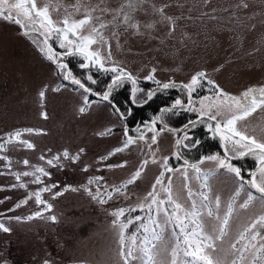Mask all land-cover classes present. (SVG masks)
<instances>
[{"label": "rangeland", "instance_id": "rangeland-1", "mask_svg": "<svg viewBox=\"0 0 264 264\" xmlns=\"http://www.w3.org/2000/svg\"><path fill=\"white\" fill-rule=\"evenodd\" d=\"M131 2L38 0L37 5H51L49 14L57 22V27L62 26L59 22L65 17L79 20L86 13L91 14L92 20L83 34L93 26L99 28L101 23L105 24L106 27L99 30L106 43L97 42L90 50L100 53L104 69L116 67L130 74L136 81L137 92L144 90L145 83L151 88L166 83L187 84L193 75L204 72L205 78L192 93L194 103L190 106L199 108V101L214 96L216 87L227 94L240 96L248 88L264 86V0H138V6L130 8ZM126 14L130 19H125ZM35 26L49 43L47 55L49 47L55 54L54 64L44 57L38 39L23 36L14 24L0 18V145L4 146L0 150V223L10 229L9 232L0 231V264H45V261L48 264H123L119 255L118 228L114 227L115 217L110 213L147 203L145 197L164 171L165 157L173 171H165L163 184L167 186L171 177L173 200L190 210L192 200L200 205V193L208 195L209 199L204 203L208 204L213 215L208 216L207 209H200V221L207 235H219L220 220L217 217L222 219L232 203L226 234L214 240L215 251L208 250L213 259L231 264L238 256L231 245L237 243L240 232L252 220L264 215V200L246 183L249 178L245 174L250 172L241 173V180L235 173L219 168L215 161L200 163L204 157L212 155L224 159L219 153L203 155L195 163H190L182 154L191 150L189 141L193 134L190 132L173 134L160 131L154 125L159 135L153 144V133L148 130L153 119L138 125L139 128L129 129L112 100L119 92H129L130 82L122 80L114 86L108 100L94 99L84 90L65 83V68L58 67L63 61L68 62L71 77L85 86L100 88L99 96L119 73L102 70L90 62L89 67L82 68L81 64L86 63L84 57L79 53L68 54L72 46L60 47V38L55 33L48 35L39 23ZM70 38L75 40V37ZM150 74L153 79H146ZM209 79L216 87L207 83ZM41 91L45 93L43 100L39 95ZM148 92L146 90V94ZM180 100L183 104L187 102L186 93ZM81 107L86 108L83 113ZM188 112L192 115L191 120L200 117L197 112ZM208 125L205 121L204 126L210 132ZM237 128L264 142V107L239 121ZM25 129L33 131L29 133ZM125 129L135 142L123 151L115 152L116 148H123L127 139ZM137 129L143 133L144 139H138ZM16 131L22 132L20 140L28 141L33 147L28 148L18 141L5 143L9 134ZM185 134L190 139L177 146V139ZM210 137L213 139L211 134ZM221 143L224 150L228 149L229 157H240L231 151L232 145ZM65 151L68 158L63 155ZM238 151L246 149L238 148ZM174 153H178L179 158ZM104 157L107 158L102 159ZM249 158L255 166L256 156L253 154ZM49 160L53 163L48 164ZM145 160L148 163L137 180L121 188L120 192H114L113 189L124 185ZM185 160L189 164H198L200 173L186 167ZM230 163L237 168L234 162ZM36 168H43L49 175L37 173ZM24 172L33 175H20L19 180L13 175ZM254 172L258 174V169ZM37 176L39 183L34 182ZM94 177L102 179L89 185L88 180ZM19 184L25 187L21 188ZM51 185L56 187L41 193V198L52 205L51 211H45L42 204L37 205L34 196L28 197L30 193ZM82 186H87L93 194L99 188L107 202L101 204L93 200ZM65 188L69 190L65 191ZM105 188L112 192L111 199L104 194ZM189 190L194 193L191 199ZM61 191L62 195L52 198L55 192ZM157 191L159 198L166 200L160 185H157ZM249 192L253 200L247 207H241L248 200ZM217 197L220 199L219 208L215 204ZM25 199L27 203L15 207ZM165 206L172 211L171 206ZM36 212L42 215L27 219ZM148 214L145 207L142 211L137 209L126 213L121 220L137 215L146 219ZM151 214L156 216L155 207ZM50 216H55L56 221L48 219ZM158 219L163 223L162 214ZM138 223L129 225L125 230L126 237L137 231ZM260 231L264 233V229ZM178 234L179 229L169 224L163 229L162 239L154 242L159 264H171ZM140 235L142 233H137L138 237ZM243 243L246 241L237 247ZM181 259L188 258L179 253L177 261ZM133 264L141 262L137 260Z\"/></svg>", "mask_w": 264, "mask_h": 264}, {"label": "snow or ice", "instance_id": "snow-or-ice-1", "mask_svg": "<svg viewBox=\"0 0 264 264\" xmlns=\"http://www.w3.org/2000/svg\"><path fill=\"white\" fill-rule=\"evenodd\" d=\"M59 2V0H58ZM50 4H45L42 7H39L36 3V0H0V16H4L5 13L6 19H15L17 24H21V26H25L23 21L29 22L31 25H35L39 23L41 29L44 30L48 35L55 33L60 38V47L72 46L69 47L68 54L79 53L85 59V61L90 62L92 65H99L102 70L111 71V72H118L119 74L113 77V83L109 85L108 91H106L102 99L108 100L111 94L112 88L117 84L122 82V78L126 77L128 80H131L133 84L136 81L133 77L124 72L123 69H117L116 67H112L111 69H104L103 63L101 62V56L98 51H92L91 46L96 44L97 42L106 43L104 36L100 32V28L106 27L105 24L101 23L99 28L93 26L91 30L87 34H83L85 28L91 23L92 17L90 13H86L82 19L73 20L70 17H65L59 23L62 25L61 27H57L55 21L52 20L49 14ZM130 8H136L138 6V0H132V2L128 5ZM77 11L79 9L77 8ZM159 11H163L160 9ZM125 19H130L128 15H125ZM43 34V33H42ZM70 36L75 37V40L71 39ZM47 43V40H45ZM41 51H44L42 48ZM47 58L49 60H53L55 62V54L52 53L51 48L48 49ZM60 68H66V65L60 64ZM82 68L89 67V63L81 64ZM155 71V69H153ZM204 72H198L191 77L189 83L182 85L183 89L187 90L189 101L188 104L192 105L194 102L192 100V93L196 91L197 87H200L201 80L205 78ZM71 77V73L68 72L64 75V79H69ZM88 79H92L88 77ZM146 79H153L151 74L146 77ZM71 82L73 84L79 85L80 88H83L85 92H90L91 89L86 88L84 84L81 83L80 80L71 77ZM95 83V81H92ZM159 84V82L157 81ZM209 85H213L214 81L207 80ZM173 84H163L162 87L167 89L169 87H174ZM138 91L135 87L133 88V102L135 103V94ZM41 99L43 100L45 93L41 91L39 93ZM154 95V92L149 91L147 93V100L143 101L147 103L148 100H151ZM85 103L87 104V97H85ZM199 108L196 107H189L188 105H184L180 99H177L173 104V109L177 107H183L186 111H194L199 114L201 118L207 117L209 121H216V124L213 128L211 124L208 125L209 129L214 131L216 135L220 136L222 142H227V144L232 145L231 151L233 153H238L240 156L247 155L248 153H252L257 158L258 163V174L257 172L250 173L252 179L246 181L248 185L255 189L258 193H260L261 199L264 200V142L257 141L255 138L247 136L245 133L241 132L237 128V123L239 121L244 120L246 117L251 115L252 112L256 111L258 108L264 107V86L261 87H251L245 90L240 94V96H233L227 94L216 87V91L214 96H206L203 97L199 101ZM86 110L85 107L80 108V112L83 113ZM117 111H119L117 109ZM163 112L171 111V109H163ZM43 115V114H42ZM219 118V119H218ZM161 117H156L151 126H148V130L151 131L152 137L151 141L153 144L157 141V136L159 132L155 128V123L157 120H160ZM189 123L194 124L195 121H190ZM185 128L188 125L184 126ZM169 130L172 132H176V129H168L167 125H164L163 130ZM25 132L31 133L33 129H25ZM109 133L111 129L107 130ZM139 133L138 139H144V135L137 129ZM107 133H100V135H104ZM22 135L21 131H16L12 134H9V139L5 141V143H9L12 141H18L24 144L28 148H32L33 145L26 140H20ZM125 137L127 138L124 141L123 148H116L115 152L123 151L127 148L130 144L134 143L135 140L133 137L128 135V130L125 129L124 133ZM238 137V139H237ZM190 139L186 134L177 139L176 145H181L185 140ZM3 145H0V150H3ZM238 148L246 149V151H238ZM114 153H109L112 155ZM65 158H68V153L65 151L63 153ZM174 155L179 158L178 153H174ZM104 157L102 159H106ZM234 158V157H232ZM6 159V158H4ZM43 159V157H41ZM56 159V158H54ZM73 160L76 157L72 158ZM204 160H210L217 162V166L219 168H225L228 171L235 173L237 178L243 180L241 176L240 169L234 167L229 162L228 156V149L225 150V158L221 159L219 156L212 155L204 157L200 163H203ZM153 163L156 161L153 160ZM48 164H52L51 160L47 161ZM148 163L147 160L143 162L141 168L138 169L135 173H133L132 177L126 181L124 185L121 187L114 188V192H120L121 188L126 187L128 184H133L137 178L141 175V171L143 166ZM24 164L27 165L28 161L25 160ZM186 167L192 168L196 173H200V168L198 164H189L187 160L184 161ZM124 165H118V167H123ZM164 171H161L159 177H157L155 183L152 186V191H150L147 196L145 197V202L140 203L137 205L136 208H120L110 215L114 216L115 219L113 220L114 227L118 228V236L119 240L118 243L120 245L119 255L123 260V264H133V262L139 260L141 264H159L157 260V253L154 251L156 248L155 241H159L162 239V232L166 225H173L174 228L179 229V234L177 236V241L175 247L172 249V261L171 264H223L221 260L213 259L211 252L208 250L211 249L215 251V244L214 240L221 239L226 234V229L229 223V218L232 214V203H229L227 212L225 213L224 217L220 220V226L218 229L219 235L215 237L209 236L204 232L203 224L200 221L201 211L200 209H207V215L212 216V210L209 208L208 204L204 203L209 199L206 193H200L201 202L198 206L195 200H192L191 209L186 210L183 205L173 200L172 193H171V177L168 178L169 182L168 185L165 186L163 184V178L165 175V171L171 172L173 171L172 168L168 167V158H164V163L162 165ZM86 170V169H85ZM36 172L42 175H49V173L45 172L43 168H36ZM16 175V179H20V175L29 176L33 175L30 172H24L22 174H13ZM185 179H187V172H184ZM102 177H94L88 180V184L91 185L93 183L98 182L101 180ZM35 183L40 182L39 176L36 177ZM157 185L161 186V190L166 194V200L159 198V193L157 191ZM15 187V185L13 186ZM19 187H25L24 184H19ZM53 187L56 185H51L48 187L41 188L39 191L34 193H30L28 198L32 196L35 197V201L37 205H43L45 211H51L52 205L47 203L41 198V193L49 192ZM83 190L91 196L93 200H97L99 203L104 204L107 201L102 197L101 191L97 188L95 194H93L87 186H82ZM187 187V185H185ZM243 187V184H241ZM65 191L69 190V188H65ZM70 190L76 191L77 189L71 188ZM63 192H55L53 194V199L57 196L62 195ZM104 194L107 195L109 199L112 198V192L108 191L106 188L104 189ZM189 198L191 199L194 193L189 190L188 192ZM236 195H239V190L236 192ZM253 195L251 192L248 194V200L241 205V207H247L248 202L253 200ZM150 201V202H148ZM2 203V201H0ZM27 203V199L21 200L19 203L15 205L16 208L21 207V205ZM216 207H220V199L219 197L216 198L215 201ZM165 205H169L172 208V211L169 212L168 208ZM147 207L149 210V214L147 218H142L141 216L137 215L134 218L126 217L125 220H121V217H125V214L128 212H135L137 209L144 210ZM155 207L156 216H153L152 210ZM13 209H10V211ZM163 215V223L158 219L160 215ZM41 212H36L33 216L27 217V219H32L34 216L38 217L41 216ZM12 219L20 220L21 217H13ZM51 221L55 222L56 217L50 216L48 217ZM135 222H139L137 226V231L132 233L130 237H126L125 230L129 228V225H133ZM191 226V227H190ZM260 229H264V215H260L259 217L255 218L248 224L243 231L240 232L239 238L237 243L231 245V249L234 253H238V256L231 261V264H264V233L260 231ZM159 230V231H158ZM0 231L9 232L10 229L6 227L3 223H0ZM137 233H142L139 237ZM174 235H177L174 233ZM242 241H246L240 247H237ZM139 253V255L137 254ZM179 253L183 254V257H187L188 259H181L177 261V255ZM45 264H48L45 261Z\"/></svg>", "mask_w": 264, "mask_h": 264}, {"label": "trees", "instance_id": "trees-1", "mask_svg": "<svg viewBox=\"0 0 264 264\" xmlns=\"http://www.w3.org/2000/svg\"><path fill=\"white\" fill-rule=\"evenodd\" d=\"M86 87L91 89V91L96 94L100 90V88L95 89L88 85H86ZM143 88L144 90L135 94V103L133 102V95L131 98L129 97L130 89L129 92L122 91L119 92L115 96V98L113 97L112 102L123 117L125 126H127L129 129L133 130L137 128L138 125L146 121H149L151 119L154 120L155 115H157V117H161V119L163 120L160 124L163 123L162 125H167V127L172 129L181 128L185 126L186 123L192 121V115L186 110H171L168 112L162 111L163 109H167L166 107L173 106V104L171 103L175 99L183 98L185 95L184 90L176 87L167 91H154L152 99L148 100L147 103L144 104L143 101H145L147 97L146 90L150 91L151 86L145 83L143 85ZM204 123L205 121H201L184 131L193 134L194 139H191L189 141L191 147L189 153L185 151L182 152L184 157L189 158L190 163H195L196 161H198L199 157L203 155H212L215 153L222 154L217 141L211 139L210 132L205 128ZM156 127L158 126L156 125ZM235 164L237 168L240 169L241 173L250 172V170H252L254 167L252 166L253 160H251L249 157H245ZM245 175H247L249 178V174Z\"/></svg>", "mask_w": 264, "mask_h": 264}, {"label": "water", "instance_id": "water-1", "mask_svg": "<svg viewBox=\"0 0 264 264\" xmlns=\"http://www.w3.org/2000/svg\"><path fill=\"white\" fill-rule=\"evenodd\" d=\"M44 55L47 57V54H46V50H45V49H44ZM66 72H67V70H66ZM129 81L131 82V85H130V95H129V97L131 98L132 95H133L132 90H133V88H134V84L132 83L131 80H129ZM64 82L70 84V85L73 86V87H78V88H80L79 85L73 84V83L71 82L70 79H67V80L64 79ZM112 83H113V79H112V80L108 83V85L106 86V89H105L104 93H105L106 91H108V87H109V85L112 84ZM170 84H173V85H175V86H174V87H169V88H167V89H164V88L161 87V86H156V87L152 88L150 91H152V92H154V91H158V90L167 91V90H171V89H173V88H175V87H179V88L183 89L182 85H184V84H182V83H170ZM80 89L84 90L83 88H80ZM183 90L186 92L187 97H188V101H189V96H188L187 90H185V89H183ZM84 91H85V90H84ZM87 93H88L92 98H94V99H100V100H103V99H102V96H103V95H102V96H98V95H96V94H95L94 92H92V91L87 92ZM104 93H103V94H104ZM192 99H193V97H192ZM146 100H147V97H146ZM188 101H187V103L184 104V105H188V106L190 107L191 105L188 104ZM166 108H167V109H171V110H185L183 107H177V108H174V109H173L172 106H169V107H166ZM156 117H157V115H155V118H156ZM202 120L207 121V122H208L209 124H211V125L213 126V128H214V126H215V125H214V121H209V120L207 119V117H203V118L199 117V118H197V119H195V120H192V121H195L194 124H191V123H189V122L186 123L185 125H188L187 128H185V127L183 126V127H181V128L176 129V130H177L176 132H172V131H169V130H167V129H165L164 131H167V132H170V133H173V134H180V133L184 132L186 129H189L190 127L196 125L197 123H199V122L202 121ZM156 125L158 126V128H160V129H164V125L160 124L159 120L156 121ZM167 128H168V129H172V128H169V127H167ZM210 132H211L212 137L217 141L219 147L221 148L222 153H223L224 156H225V153H224V150H223V147H222V143H221V140H220L219 136L216 135L215 132L212 131V130H210ZM237 139H238V137H237ZM251 154H252V153H248L247 155L241 156V157H239V158H237V159H233V158H229V159L232 160V161H233V160H239V159H243L244 157L249 156V155H251ZM256 169H258V163L254 166V168L251 170L250 173L254 172ZM249 179H250V180L252 179V177H251L250 174H249ZM254 190H255V189H254ZM255 191H256V190H255Z\"/></svg>", "mask_w": 264, "mask_h": 264}, {"label": "flooded vegetation", "instance_id": "flooded-vegetation-1", "mask_svg": "<svg viewBox=\"0 0 264 264\" xmlns=\"http://www.w3.org/2000/svg\"><path fill=\"white\" fill-rule=\"evenodd\" d=\"M37 1L38 0H36V3H37ZM42 1V0H41ZM44 1H47V0H44ZM6 15H7V13H5V15L4 16H0V18H2L3 20H5V21H7V22H10V23H12V24H14L16 27H17V29H18V31L23 35V36H26V37H30V36H32V37H34L35 39H38V41L41 43V45H42V48L43 49H45L46 50V54H47V47H48V41H47V43H45V40H46V37L39 31V29H38V27H36L35 25L33 26V25H31V24H29V22H27V21H23V23H24V25L25 26H21V24H17L16 22H15V19H6L5 17H6ZM28 24H29V27H27L28 26ZM43 53H44V51H43ZM44 57L49 61V62H51V63H53L54 64V62L52 61V60H49L45 55H44ZM86 63H89L88 61H85ZM58 64H64V65H66V68L64 69V74H63V80H64V75L66 74V73H68V72H70L71 70H70V68H69V66H68V62L67 61H63V62H60V63H58ZM57 66V65H56ZM59 67V66H58ZM66 70H67V72H66ZM122 80H128L126 77H124V78H122ZM129 81V80H128ZM130 82V81H129ZM130 85H131V82H130ZM134 87H135V84H134ZM96 94V93H95ZM96 95H98V94H96ZM99 96V95H98ZM251 155H253V154H251ZM251 155H249V156H246V158L247 157H250ZM245 158V157H244ZM243 158V159H244ZM240 160H242V159H239V160H230L229 159V161L230 162H234V163H236V162H238V161H240ZM250 172H251V170H250Z\"/></svg>", "mask_w": 264, "mask_h": 264}]
</instances>
